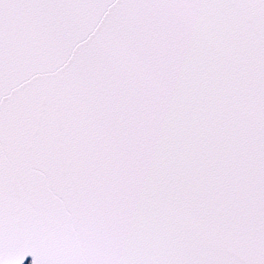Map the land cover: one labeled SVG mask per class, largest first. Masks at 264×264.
I'll return each mask as SVG.
<instances>
[{"label": "snow or ice", "instance_id": "6c2138e0", "mask_svg": "<svg viewBox=\"0 0 264 264\" xmlns=\"http://www.w3.org/2000/svg\"><path fill=\"white\" fill-rule=\"evenodd\" d=\"M0 264H264V0H0Z\"/></svg>", "mask_w": 264, "mask_h": 264}]
</instances>
